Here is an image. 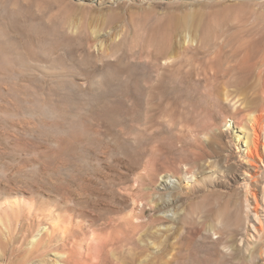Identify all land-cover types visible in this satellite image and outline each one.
<instances>
[{
  "label": "rangeland",
  "instance_id": "1",
  "mask_svg": "<svg viewBox=\"0 0 264 264\" xmlns=\"http://www.w3.org/2000/svg\"><path fill=\"white\" fill-rule=\"evenodd\" d=\"M262 24L264 0H0V264H54L61 254L74 255L70 264H174L181 245L187 242L202 261L221 258L219 264H264V222L260 224L253 212L248 216L244 204V188L251 174L258 175V192L264 186V164L253 168L248 162L247 149L253 138L250 123L229 108L213 110L211 101L203 98L208 91L203 75L207 63L217 62L218 48L224 42L230 51L245 39V31ZM184 36L195 39L201 48L190 50L187 57L192 68L187 73L191 71L196 81L189 94L197 107L199 103L192 109L199 128L186 129L191 109H180L183 116H179L174 107L163 103L164 117L156 131L162 138L173 134L180 141L178 154L167 153L165 164L153 161L158 176L153 185L144 186L148 188L145 195L156 194V212L141 200L146 190L140 193L133 187L144 173V154L157 142L137 133L119 140L107 135L109 149L104 147L106 141V145L98 142L100 148L95 141L90 145L92 141L77 140L71 145L70 140L83 132L84 123L95 121L91 119L102 101L132 108L127 91L136 82L116 71L130 65L141 69L147 60L154 70L163 44L182 41ZM202 63L207 66L201 67ZM152 74L155 78L157 73ZM253 82L244 92H231L238 107L256 103L258 81ZM166 106L173 112H166ZM130 123L131 128L137 124ZM183 142H191L194 149L184 147ZM119 144H126L127 153ZM166 175L170 189L162 181ZM81 176L88 177L82 184ZM85 183L100 187L108 198L102 207L113 210L117 223L132 216L137 221L145 208L140 220L154 218L155 222L130 240L124 235L127 230L117 227L124 230L119 240L115 221L110 228L99 224L96 232L85 222L81 225L77 213L94 201L85 195ZM8 200L18 201L21 211L3 208ZM26 200L37 203L35 208L41 205L45 213L30 212ZM83 211L91 216L89 208ZM72 213L76 215L73 220ZM45 226L56 233H46L41 245L34 244L33 236Z\"/></svg>",
  "mask_w": 264,
  "mask_h": 264
},
{
  "label": "bare ground",
  "instance_id": "2",
  "mask_svg": "<svg viewBox=\"0 0 264 264\" xmlns=\"http://www.w3.org/2000/svg\"><path fill=\"white\" fill-rule=\"evenodd\" d=\"M176 22H178V20ZM187 22H186V24H187ZM155 24H156V22H155ZM188 24H190V23H188ZM176 25H177V23H176ZM257 26H258V28L257 27H255L254 29L249 28L248 31H245L246 32L245 33L246 34L245 35V39L242 40L241 43L237 44V42H236L235 44H237V45H233L234 47H232V44L230 43V45L232 47V48H230V51L228 50L227 44L225 43V45H226L225 46L224 42H223V45H221V47L218 48L220 50L217 49L218 50V57H219L218 60H216L217 62H211V64L207 63L208 64V68L206 69V73L202 69V74L205 73L203 75L204 76L203 77L204 78V80H203L204 81V87L208 89L207 93L203 96V98L206 101H209V102L211 101V104L213 106V110L214 109L226 110V108H229V109L232 110V112H233V114L235 116H238V118L240 120H242L243 122H247L248 121L250 123V127H251L252 137L253 138L251 139L252 140L251 144L249 145V147L247 149V157H248L249 165H251L253 168H260L259 162H261V164H264V160H263L264 159L263 158L264 154L262 152V149H264V142H263V135H264V24H262L260 26L257 25ZM186 27L189 28L190 26H186ZM246 29H248V27ZM163 45L165 46L164 49L161 48V50H159V51H162L161 54L159 53L161 55L160 56L161 59L155 58L157 61L154 60L155 63L157 62L155 67H153L154 70L149 67L151 62H149L150 64H148V62H147L148 60L146 58H145L147 60L146 62L142 61V59L140 60V62L141 61L142 62L141 63L139 62L140 64H143V62L145 63L144 64L145 66L141 65L142 66L141 69H139L140 67H138L137 69L133 68L130 65L128 67L124 66L125 68L122 66L124 68V69L122 67L120 68L121 70L123 69L122 71H116L115 70L116 72L119 73V75L121 73V75L123 74V75H127V76L132 77L134 79V81L136 82V85L132 87L134 89L131 88V89H128V91H127L128 92V94H127L128 97L127 98H129V100H130V102L132 104V108L129 109L125 105H123V103H120V102L102 101V103L100 102L101 104L98 103L99 105H98V108L95 111L96 113H94V115H93V117L91 119L92 122L94 120L95 121L93 123H90V124L84 123L85 125L83 127V132H81L79 135L77 133H75L77 135H75L76 137L74 136L75 137L74 139L70 138L71 139L70 140L71 141V145H72L73 142H75L77 140L78 141L85 140L86 141V142L84 141L85 143H87L88 141L89 142L92 141L91 143H93V141H95V142H97V146H99L98 142H102L103 143L104 141L108 140L109 139L108 137H110V136L119 140V139L123 138L124 136L131 137L132 135L134 136L137 133L144 140H148V141H150L152 143H154V142L156 143L157 142L159 145L153 147V149H150L145 154L143 153L144 154V158H145L144 159L145 160L144 173L139 176V180L137 182V183H139V185L136 183L135 186L133 187V190H137L140 193H142L146 189L148 190V188L144 189V186L146 184L153 185V182H154L156 176H158L156 168H154L155 165L152 166L153 161L156 162V160L159 159V161L162 162V164H165V162H167V160H168L166 158V154L167 153L168 154L176 153V150H178V148H179L177 143H179L180 138H179V141H178L177 140L178 138H175V137L172 136L173 134L171 135L172 137L171 136L170 137L167 136L168 139L166 137L162 138V137H160L162 135L159 136L160 132L156 131V129H158L160 127V125H161V118L163 119V117H164V116H162V114L164 112V110L162 109L163 106H165L164 104L167 103L168 107L170 106V107H172V109L174 107V109H175V111L177 112L178 115L183 113V112H181V113L179 112L180 109H183V110L191 109L190 112H189V116H190L189 118L186 116V114L188 115V110H187L186 114L184 113L185 114L184 115V119L186 120V118H188V120H186V122H188L187 123L188 125H187L186 129L188 128V130L189 129L197 130L199 128V125H197V122H195L193 120V116L195 115L196 111L192 110V109H197L199 107V103H198V107H197L193 103V100L191 99V95L189 94V92H191V90L195 86V84H193V83L196 82V81H194V82L192 81L191 76H190L191 71H190V73H187V72H189L188 69L190 68L189 67V65H190L189 59L187 57L189 56L188 53L190 52V50L192 52V49L194 50V49H196L198 47H199V49H201L200 46H199L200 43L197 42L195 39L194 40L191 39L190 36H189V37H185L182 41H171V42L166 43V45L165 44H163ZM216 47H218V46H216ZM196 50H198V49H196ZM214 50H215V47H214ZM213 51H211V52H213ZM215 52H213V53H215ZM215 54H217V53H215ZM215 54H214V56H215ZM131 55H134V54H131ZM193 56L191 57L192 59H194ZM207 56H209V55H207ZM139 57H140V55H139ZM211 57H213V55ZM133 58H136V57H133ZM147 58L149 59L150 57H147ZM210 58H209V61H210ZM212 59H214V57ZM133 60H135V59H132V61ZM205 60L207 61V58ZM206 61H205V63H206ZM209 61H207V62H209ZM211 61H214V60H211ZM128 63H126L125 65H127ZM131 63L132 62L130 61L129 64H131ZM192 63H193V61H192ZM203 63L200 64L201 67L203 65L207 66V64H203ZM135 64L136 63L134 62V66L140 65L138 63H137V65H135ZM120 65H121V63H120ZM123 65H124V63H123ZM116 69H117V67H116ZM120 69L118 68V70H120ZM190 69H192V68H190ZM152 72H156L157 73L155 75L156 76L155 78L153 77L154 74H152ZM196 75L197 74L195 73V76ZM193 80H196V79L193 78ZM254 80L258 81L257 89H258V92H259V97H258L256 103L253 106H250V107H244V108H242L240 106L238 107L237 106L238 104L233 102L234 99H232V93L231 92L233 90H237V93H238V91H241V92L243 91L244 92L245 89H248V88H250L251 86L254 85V82H253ZM129 86H130V84H129ZM192 91H194V90H192ZM233 92H235V91H233ZM121 98H123V97H121ZM200 104H202V103H200ZM168 107L166 106L167 110H169ZM167 110L165 109L166 112H170L171 111V110H169V111H167ZM161 111H162V114H161ZM166 112L164 113L165 116L169 114V113H166ZM171 112H173V110ZM211 112H212V110H211ZM178 115L176 117L180 116V115L179 116ZM169 116H171V115H169ZM181 116H183V114ZM185 116H186V118H185ZM130 121H132V124L133 123L134 124L137 123L136 125L139 128L138 127L136 128L135 127L136 125L134 126V128H131L132 125H131ZM173 121H174V119H173ZM128 123L131 125V127L129 126ZM185 126H186V124H185ZM135 129H137V131ZM79 131H80V129H79ZM155 131L157 133L159 132L158 135L155 134ZM107 135H108V137H107ZM70 137H72V136H70ZM105 137H107V139ZM184 137H185V135H184ZM181 139H182V137H181ZM192 139L193 138H191V140ZM165 140H167V141H165ZM183 140H184V138H183ZM68 141H69V139H68ZM68 141L66 140V142H68ZM70 141L68 143H70ZM119 142L120 141H117V143H119ZM125 142H126V140H125ZM191 142L194 143L193 141H191ZM191 142H189V143L183 142L184 143V147H185V145H187L188 148H190V145H192V148L194 149L193 144H191ZM80 143H82V142H80ZM94 143L93 144L89 143V144L90 145H94ZM106 143H107V141H106ZM106 143H105V145H106ZM147 143H149V142H147ZM59 144H60V142H59ZM119 145H121V144H119ZM74 146L77 148V144L74 145ZM60 147H62V146H60ZM64 147H66V146H64ZM64 147H63V149H65ZM75 147H74L73 150H75ZM99 147L102 148V144ZM104 147L105 148L107 147V149H109L110 146L108 144L107 146H104ZM184 147L182 146V147H180V149L184 148ZM196 147H198V146H196ZM119 148L122 151L125 150V152H126L127 151L126 149L128 147L126 146V144H123V145H121V147L119 146ZM66 150H68V149L66 148ZM66 150H64L65 152L63 150L62 151L64 153H66ZM60 151H61V149H60ZM57 152H59V151H57ZM63 152H61V155L64 154ZM176 154H178V153H176ZM62 157H63V155H62ZM155 164H158V162L155 163ZM255 173H256V171H255ZM257 176H258L257 174H251L250 175L251 182L247 181V184H246V186L244 188L245 189V191H244L245 192L244 193L245 194V196H244V204H245V206L247 208V210H246L247 215L250 216V214H249L250 212L251 213L253 212V214L255 213L256 218L260 221V224H261L262 222H264V186L262 188V192L261 193L258 192L257 188L255 187V184L257 183V182L255 183V180H256ZM82 179L83 178L81 176L80 180H82ZM84 179H85V177H84ZM84 179L82 180V182L80 184H82L86 180V179L85 180ZM98 179L101 180L100 178H97V180ZM101 181H102L101 183L103 185V180H101ZM162 181L164 182V186L167 189H170V187L168 186V185H170V178L167 175L162 177ZM106 182H108L107 179H106ZM109 182H110V180H109ZM85 184L87 185V186H85L83 184V186H84L83 191H85V193H86L85 195L88 194V195L92 196V198H90L89 201H91V199L94 200L93 202L92 201L88 202V200H87V202H88V203H86L87 207L86 206L84 207V209H87V208L90 209L91 216H88L86 214L87 210L85 212V211H83L84 209H81L77 213V217L76 218L79 219V221H81V225H82V222L83 223L85 222V226L87 224V226L89 228L94 229V232H96L98 230L99 224L103 223L104 226L108 225L107 227H109L110 226L109 224H112L118 217L116 219L114 218L115 219L114 220L112 218V216H113L112 214H114L113 210H111L107 206L102 207V205L104 206V204H102L103 203L102 201H104L105 197H104V193H102L103 191L102 192L100 191V189H99L100 187L98 186L99 187L98 188L97 186H92V184L91 185H88L87 183H85ZM99 184L100 183L98 181V185ZM93 185H95V184H93ZM110 185H111V183H110ZM78 186H79V184H78ZM136 186H137V188H136ZM68 187H69V185H68ZM68 187L65 186V188H67V189H68ZM81 187H82V185H81ZM60 188H58V189H60ZM62 188H64V187L62 186ZM79 189H81V188H79ZM113 190H114V188H113ZM113 190H111V191H113ZM147 190L143 192L144 195H145V192H147ZM64 191H65V189H64ZM60 193H58V194H60ZM241 193H239V194H241ZM147 194L145 196H141L142 197V199H141L142 202H145V203L147 202V205L148 204L152 205V208L153 209L155 208L154 210L157 212L158 211V208H157L158 206L155 203L156 194H152V195H150V194L147 195ZM66 195H68V194H66ZM93 197H94V199H93ZM17 198H18V196H17ZM107 199L108 198H105V200H107ZM31 200H33V199H31ZM261 200H262V202H260ZM34 201H36V200H34ZM253 202L255 203L254 207H253V205H254ZM36 204L33 201L29 202V201L26 200V202H25V205L28 207L27 209H29L30 212H32L34 209H38L37 211L45 213L43 208L40 207L41 205L38 206V208H35ZM230 205H229V207H230ZM5 206H6V208L12 209L14 211H19V212L21 211L20 210L21 205H20V203H18V201L13 202L11 200H8V202L5 205L4 204L2 205L3 208ZM82 206H83V204H82ZM226 207H228V206H226ZM22 208L23 207H21V209ZM230 208H232V206ZM4 211H6V210H4ZM22 212H23V210H22ZM34 212H35V210H34ZM75 212H76V210H75ZM209 212H211V211H209ZM145 213H146V208L142 211L143 215H145ZM142 214H141V216H142ZM27 215L31 216L30 213L27 214ZM73 215H75V214L72 213V217H71L72 220L75 218V217H73ZM19 216H21V215H19ZM24 216H26V215H24ZM35 216H37V215H35ZM45 216L43 215V217H45ZM135 216H137V215H135ZM141 216H139V218L136 217L137 221H135L133 216L131 218L127 217L126 219L120 218L118 220V223H117V221H115L117 223V224H115L116 226L114 227L115 228V233L118 231L119 228H120L119 229L120 231H121V228H124V229L127 230L126 231L127 234H125V232H124V235L126 237L128 236L129 237L128 240H130V239H133L132 235L137 234V232L139 230L146 229L149 226L150 223L155 222V220H156V219L152 218L149 221H141L140 220ZM216 216L218 217L219 215H216ZM143 218H145V216L142 217V220H143ZM46 219H47V217H46ZM72 220L70 221V223L72 222ZM263 225H261V226H263ZM76 226L79 227L78 224H76ZM112 226H114V224H112ZM72 227H73V225H72ZM117 227H119V228H117ZM49 228H46V226L45 227H41V230L38 232V234H36V236H33L34 237V239H33L34 240V244H36V243L40 244L41 239H43L42 236H44V234H46V233L49 234V233L55 232L54 229L50 230ZM261 229H263V228L261 227L260 230ZM99 230H100V228H99ZM120 231H118V232H120ZM66 232H68V230ZM118 232H117V235L119 236L118 238L120 240L122 238V237H120V234L122 232H120L119 234H118ZM139 232L141 234L143 231L142 232L139 231ZM55 233H53L52 235H54ZM69 234H71V232ZM117 235H116V237H117ZM121 236H123V235L121 234ZM49 237H50V235H49ZM126 237H123V238L126 239ZM134 238H136V237H134ZM137 239L138 238H136V240ZM121 240H123V239H121ZM96 241L97 240L95 238V242ZM132 242L134 243L133 240H132ZM34 246H36V245H34ZM191 249L192 248H191V245H190L189 242L181 245L180 251L178 252V254L176 255V257L174 259V264H212L214 262H215L214 264H216V263L219 264L220 262H222L221 260H220V262H217L221 258L215 259V260H213V259L210 260V258H209L210 261H206V260L202 261L201 258L199 260V259H197V256L195 254L196 252L194 253L195 255L192 254ZM217 252H220V251L218 250ZM57 258H58V260H56L54 262V264H70V262L75 257H74V255H71V254H66V255H62L61 254V255H57Z\"/></svg>",
  "mask_w": 264,
  "mask_h": 264
}]
</instances>
